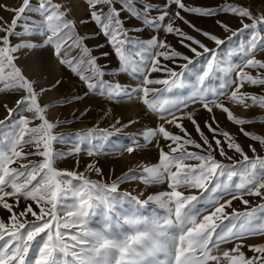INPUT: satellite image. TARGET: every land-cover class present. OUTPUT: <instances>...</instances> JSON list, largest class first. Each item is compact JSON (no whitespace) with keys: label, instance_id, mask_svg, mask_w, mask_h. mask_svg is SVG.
Returning <instances> with one entry per match:
<instances>
[{"label":"snow or ice","instance_id":"6c2138e0","mask_svg":"<svg viewBox=\"0 0 264 264\" xmlns=\"http://www.w3.org/2000/svg\"><path fill=\"white\" fill-rule=\"evenodd\" d=\"M86 4L89 17L80 23L90 20L98 26L120 61L117 71L140 78L138 87L126 89L119 83L103 79L108 73L97 64L98 58L92 56V50L83 44V40L89 37H81L75 32L77 22L68 19L71 11L68 5L54 0H37L34 10L45 21L43 37L19 40L14 45L11 38L18 35L15 29L22 14L31 8V0H22L21 6L15 9L2 6L14 12V17L10 24L0 17V32L4 33L0 36V93L16 94L18 98L12 107L8 103L2 105L6 115L0 119V130L8 129L0 135V144L7 145V150H0V209L9 214L7 221L0 217V264H264V243H244L251 237H264V202L249 207L250 201L245 199V196H254L264 201V156L257 154L256 148L250 144L253 157H249L231 133L220 129L214 115V110L220 109L229 121L240 126L242 135L264 147V135L253 134L244 127L264 123V118H236L223 102L230 100L245 109H264V58L258 55L264 54V14L254 15L249 7L232 3L204 7L189 6L184 0H163L159 6L153 0H86ZM181 11L207 18L231 14L240 18L242 26L232 29L216 19L218 26L231 33L220 38L197 27L181 15ZM153 12L157 15H151ZM122 13L141 20L143 26L175 35L178 43L192 56L181 53L155 36L146 42L134 39L124 25ZM245 19L250 23H245ZM177 20L213 42L215 47L209 48L200 39L184 32L177 26ZM142 30L143 27L138 29ZM41 46L53 48L60 64L75 74L87 89L83 96L59 100V105L80 101L89 94L113 100L121 96L131 99L142 93V103L164 121L157 129L142 134L144 142H150L157 135L172 142L167 144L168 151L159 148V162L143 166L142 173L129 170L110 184L89 180L83 173L57 170L55 160L70 153L54 150V143L67 139L62 133L55 134L54 129L61 123L74 121H49L46 113L54 105L42 106L39 97L60 86L62 80L37 90L16 63V53L22 48ZM74 49L76 55L69 58ZM141 50L150 53V67L144 62ZM133 53L141 56V60H134ZM233 55L242 57L241 62L232 63L228 58ZM161 57L173 64L178 59L184 63L177 64L180 69L177 71L175 67L162 64ZM249 70H255V74ZM152 72H162L166 78L152 79ZM188 76L192 81L187 80ZM149 85L164 87L151 88ZM246 85L260 87L262 94L245 91ZM185 86L191 89L187 96L173 98L167 95L173 89ZM196 103L212 114L210 120L204 121L211 139L194 118V112L187 111L189 105ZM17 111L32 115L21 114L15 119ZM88 111L90 109L75 119L86 116ZM184 119L195 127L202 143L179 122ZM131 123L129 121L122 127ZM165 124L174 125L183 136L167 131ZM71 135L89 145L87 155L90 157L102 154L106 148L108 131L100 130L98 126ZM188 146H194L198 151H189ZM141 147L142 142L133 140L117 150L131 154ZM25 148L29 150L24 151ZM229 150L239 154L241 159L234 160L228 154ZM74 151L79 153L81 148L76 147ZM217 152L222 160L216 159ZM32 156L42 159L33 161L29 159ZM13 163L18 167H10ZM88 168L101 174V169L93 164ZM128 179H139L145 185L166 179L171 191L149 195L145 199L139 194L118 192L119 185ZM181 188L196 190L199 195H185L178 190ZM69 200L73 202L68 203ZM125 200L134 205V210L118 215L115 226L136 227H127L128 232H113L110 213ZM237 200L245 210L233 207V201ZM21 201L23 209H19ZM152 201L159 204L165 215L155 212L151 217L139 214ZM32 202L39 208L38 212ZM201 203L202 208L197 206ZM98 207L105 209L106 221L102 231L108 237L106 247L100 246L102 237L94 234L89 226ZM29 215L33 219L29 220ZM227 244L232 247L222 249L221 246ZM245 247L254 255L246 256ZM160 254L163 260L157 258Z\"/></svg>","mask_w":264,"mask_h":264},{"label":"rangeland","instance_id":"374dc122","mask_svg":"<svg viewBox=\"0 0 264 264\" xmlns=\"http://www.w3.org/2000/svg\"><path fill=\"white\" fill-rule=\"evenodd\" d=\"M57 3H63L70 7L71 11L68 15V19L75 20L76 29L75 32L78 33L81 37H89L83 40V44L86 45L89 49L92 50V56L97 57V64L103 66L107 71V75L103 77L105 81L119 83L126 89H134L141 84V79L137 78L129 73L118 72L120 68V61L116 56L114 48L108 42L107 38L100 32L98 26L92 22L88 21L87 23H80L81 20H86L89 17V8L86 4V0H54ZM154 4L159 6L163 3V0H153ZM189 6H204V7H214L220 4L232 3L236 5H243L250 8L254 15L264 14V0H184ZM22 4V0H0V17L3 18V21H7L9 24L14 17V12L5 10L2 6L7 5L9 9L19 8ZM37 6V0H31V8L22 14V18L18 21V26L15 31L18 33L17 36L11 38L12 44H16L19 40H37L43 37L45 29V21L43 17L40 16L34 9ZM116 7L119 8L117 4ZM151 15H157L156 12H153ZM181 15L185 16L186 19L190 20L197 27L208 31L212 34L217 35L220 38H225L230 35V32H225L223 28L218 26L215 23L216 19L224 21L232 29H239L241 25L240 18L231 15V14H220L215 18L200 17L190 13H185L181 11ZM122 19L124 21L125 27L129 30V35L134 39L141 41H148L152 37H158L159 40L166 41L172 48L180 51L183 54L192 56V53L188 49L182 47L178 43V38L173 34H167L163 29L157 31L156 29L143 26L142 21L130 18L126 13H122ZM245 23H250L247 19L244 20ZM177 26H179L184 32L195 36L197 39H200L205 43L209 48H214L215 45L213 42L203 37L202 35L196 33L188 25L184 24L182 21H176ZM143 27L142 31H138ZM264 34V33H262ZM4 33L0 32V36ZM247 32L245 33V37ZM142 51L144 62L147 63L150 67V61L148 57L150 55L147 51ZM154 51H159L155 49ZM77 50H72L69 53V58L76 55ZM18 59L16 63L21 67L23 73L34 82L35 88L39 90L42 86L48 87L54 84L57 80H62V83L57 88L45 92L42 96L39 97V103L43 105H54L48 108L47 110V119L49 121L55 122L59 121H74L72 123L61 125L54 129L55 134H64L66 136V142L54 143L53 148L57 152H67L70 153L66 156H61L57 158L54 162V167L59 171H72L78 174L83 173L84 177L89 180H96L103 183H111L117 178L122 177L129 170H133L137 173L143 172V166H152L159 162V148L163 147L165 151H168L167 144L172 143L171 141H165L162 135H157L150 142H144L143 133L149 129H157L160 124L164 123L158 116V114L150 111L142 103V93L138 95H133L131 99L127 96H121L117 99L109 100L104 96L100 95H91L89 94L84 99L70 103L67 105H59L57 102L66 97L70 98L74 95L83 96L87 91L85 85L78 77L73 74L66 66L61 65L57 59L54 49L51 47H37L34 49L22 48L18 53H16ZM261 58H264V54H258ZM133 59L140 61L141 56L133 53ZM232 63L238 64L241 62L242 57L239 55H233L230 58ZM162 64H168L169 67H175L177 71H180L177 64H182L184 61L177 60L176 64H173L168 61H164L163 58H160ZM252 74H255V70H249ZM85 74H88V71H85ZM150 78L152 79H163L166 78L165 74L162 72H152L150 73ZM188 81H192V77H187ZM151 88H163V85H149ZM245 91L249 93L262 94V89L260 87H254L251 85L245 86ZM190 87L185 86L183 88H175L172 92L167 95L183 98L190 94ZM18 98L16 94L9 93H0V119L4 118L6 112L2 105L8 103L10 107L14 106L15 100ZM150 98V97H149ZM229 110L233 113L236 118H253L257 120L264 118V109L259 107H250L245 109L240 104L227 100L223 101ZM86 109H90L87 115L75 119L80 116L81 112H84ZM187 111L194 112V118L200 123L203 131L211 139V133L204 128V121L210 120L211 115L206 110H203L199 103L195 105H189ZM31 117V113L17 111L14 114V118L18 119L20 115ZM214 115L219 121V127L223 131H228L235 137L236 141L241 144L244 151L248 154L249 157H253V153L249 148V145H253L256 148L257 154L264 156V147L260 145L259 142L250 140L249 138L242 135L239 131L240 126L236 125L234 122L229 121L225 113L220 109L214 110ZM119 120L120 123L117 124L116 121ZM129 121L133 123L130 126L122 127L127 125ZM181 122L184 127L187 129L188 133L195 138L198 142H201L200 136L197 134L195 127L187 119H184ZM39 123V121H35ZM115 125V127H112ZM100 130H107L108 137L105 138V150L102 151V154L95 156H88L87 151L89 145L86 142H82L79 137L72 136V133L82 132L88 129L97 127ZM246 130L252 132L253 134L264 135V123H251L244 126ZM167 131L182 135L174 125L165 124ZM7 128L0 130V135L6 133ZM139 141L143 143V147L135 150L133 153L129 154L127 151L120 152L119 149L121 146L129 145L131 141ZM96 143V141H94ZM173 146H175L173 144ZM80 147L81 151L76 153L74 149ZM0 150H7L6 144H0ZM28 148H25L24 151H28ZM189 151H198L194 146H188ZM228 154L233 156L234 160H239L241 157L239 154L234 153L229 150ZM217 160H222L223 158L219 156L218 152L215 154ZM33 161H40L42 158L37 156L29 157ZM27 163V160L24 161ZM187 163H196L195 161H187ZM228 163V161H225ZM93 164L96 167L101 169V174H97L94 169H89L88 165ZM10 167H18V164L13 163ZM175 170V169H173ZM71 179V178H69ZM238 178H234L236 180ZM74 183H79L74 181ZM184 192L185 195L197 194L199 192L191 189H178ZM171 191L169 187V182L165 179L161 183H154L145 185L139 179H128L124 180L118 188L120 193H131L133 195H140L141 199L147 198L149 195H161ZM245 199L250 201L251 206H255L261 202L260 197L254 196H245ZM11 202V200L9 201ZM72 200H69L68 203H72ZM33 203V208L35 211H39V208L36 207L35 202ZM198 207H203V203L197 205ZM24 203L21 201L19 209H23ZM233 207L237 210H245V206L240 201H233ZM18 209V210H19ZM134 210V205L129 203L127 200L118 203L114 210L110 213L111 219L113 221L112 231L113 232H128L127 226H122L121 228H116L115 221L117 216H123L127 213H130ZM230 211V209H229ZM158 215H165V211L160 208L159 204L155 201L149 202L148 205L144 206L140 213L144 216L151 217L153 213ZM0 217L5 221L8 220L9 214L7 211L0 209ZM28 219L31 220L33 217L28 216ZM106 221L105 218V209L103 207H98L95 209V214L92 216L90 221V227L92 228H102ZM122 223V221H121ZM74 231V230H73ZM172 234V230H169V235ZM245 244H260L264 243V237H251L244 241ZM222 249H230L231 244L222 245ZM246 256L251 257L254 253L248 251L247 247L243 249ZM31 254V253H30ZM215 254V253H214ZM158 259L163 260L164 257L160 254Z\"/></svg>","mask_w":264,"mask_h":264},{"label":"clouds","instance_id":"9594fccd","mask_svg":"<svg viewBox=\"0 0 264 264\" xmlns=\"http://www.w3.org/2000/svg\"><path fill=\"white\" fill-rule=\"evenodd\" d=\"M127 227H136V225H126ZM105 226L103 225L102 228H92L91 227V230L94 234L102 237V239L100 240V246L101 247H106L107 245L105 244V241L108 240V237L104 236V233L102 231V229L104 228Z\"/></svg>","mask_w":264,"mask_h":264}]
</instances>
